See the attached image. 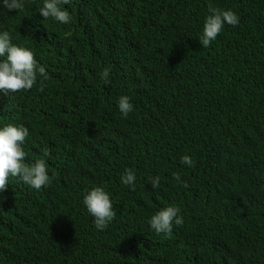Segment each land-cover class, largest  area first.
<instances>
[{
    "label": "trees",
    "instance_id": "16d2710c",
    "mask_svg": "<svg viewBox=\"0 0 264 264\" xmlns=\"http://www.w3.org/2000/svg\"><path fill=\"white\" fill-rule=\"evenodd\" d=\"M2 4L0 33L49 78L0 90V128L27 127L24 162L44 159L54 178L36 190L9 177L0 264H264V0H70L68 24L44 19L43 0ZM209 4L239 24L204 48ZM96 186L116 212L104 230L83 205ZM167 206L184 220L171 235L149 224Z\"/></svg>",
    "mask_w": 264,
    "mask_h": 264
},
{
    "label": "clouds",
    "instance_id": "9594fccd",
    "mask_svg": "<svg viewBox=\"0 0 264 264\" xmlns=\"http://www.w3.org/2000/svg\"><path fill=\"white\" fill-rule=\"evenodd\" d=\"M69 3L70 0H43V6L39 8V13L44 19L52 18L61 24H68L72 17L69 11L62 6ZM2 7L7 11L22 10L24 0H3ZM208 12L209 15L203 26V34L199 40L204 48L210 46L225 24L231 26L239 24V17L232 10L215 8L209 4ZM0 57H6L0 61V90L5 94L31 90L37 83L38 75L42 76L44 80L49 78L45 67L39 64L33 51L13 44L8 31L0 33ZM110 71V67H105L100 74L105 83L109 82ZM43 90L44 85L41 83L39 91ZM118 108L122 117L126 119L133 111L130 97L120 96ZM14 124L9 123L0 128V193L7 190L10 176L19 177L26 185L36 190L49 186L54 177L48 175L44 159H38L31 165L24 162L26 153L22 145L29 136V129L23 125L16 126ZM44 155L48 156L49 153L45 152ZM181 163L190 167L194 166V161L189 155L182 156ZM173 176L184 187H188L186 182L181 181L179 173H173ZM135 180V172L132 169H125V173L121 176V182L134 191ZM150 183L153 190L159 188L160 177L150 178ZM83 205L94 218V225L98 230H104L116 216L110 194L103 186L86 190ZM179 213V207L167 206L156 212L151 217L149 224L156 233L171 235L173 222L177 226H182L184 223L183 217Z\"/></svg>",
    "mask_w": 264,
    "mask_h": 264
}]
</instances>
